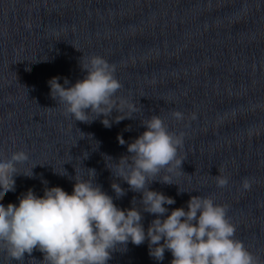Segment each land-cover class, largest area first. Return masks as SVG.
<instances>
[{
    "label": "water",
    "instance_id": "95a60500",
    "mask_svg": "<svg viewBox=\"0 0 264 264\" xmlns=\"http://www.w3.org/2000/svg\"><path fill=\"white\" fill-rule=\"evenodd\" d=\"M92 55L116 66L123 85L117 95L137 107L110 128L103 117L73 121L50 95L51 78L61 84L66 78L65 87L83 79L80 60ZM173 110L185 118L175 120ZM153 114L185 134L178 150L186 158L182 170L160 173L173 183L157 177L148 185L174 198L164 216L177 207L187 210L191 196H211L227 205L235 238L264 264V0H0V158L24 150L29 159L18 170L36 165L32 178L14 177L15 191L0 203L18 205L28 189L43 196L46 187L60 186L71 194L76 173L90 179L93 168L94 183L118 207H132L133 198L142 207V194L109 168L129 155L127 144ZM64 169L66 175L57 173ZM219 169L229 177L227 187H217ZM245 177L251 190L242 189ZM113 181L125 195L117 198ZM142 215L147 230L156 217ZM31 258L26 253L24 264H40L43 253L36 249ZM172 258L165 250L157 261L147 240L139 246L129 241L108 264H171ZM0 264H10L3 251Z\"/></svg>",
    "mask_w": 264,
    "mask_h": 264
},
{
    "label": "clouds",
    "instance_id": "9594fccd",
    "mask_svg": "<svg viewBox=\"0 0 264 264\" xmlns=\"http://www.w3.org/2000/svg\"><path fill=\"white\" fill-rule=\"evenodd\" d=\"M80 67L86 75L68 87L66 78L64 84L59 77L48 81L50 95L63 106L65 115L83 123L103 117L102 124L110 128L113 122L132 117L123 115L125 110L137 112L134 100L117 95L123 85L115 76L114 64L92 55L80 60ZM113 110L118 113L115 117ZM172 116L177 121L185 118L179 110H173ZM190 118L195 120L197 115L193 113ZM141 122L145 130L127 144L129 155L116 161L115 170L108 168L133 192L142 194V207L136 206L135 198L132 207H118L113 197L94 183L93 168L88 169L90 179L77 178L76 173L71 194L60 186L46 187L43 196L28 189L19 197L18 205L0 203V251L10 264L13 260L24 264L25 254L31 258L36 249L43 253L40 264H108L119 246H126L129 241L139 246L145 240L149 255L157 261L164 259L165 250L170 251L171 264H261L260 258L235 238L236 226L227 216V205L216 203L211 196H191L187 210L177 207L164 216L168 212L166 205L174 204V198L148 185L157 177L164 184L173 183L170 178L160 177V173L182 170L186 158L180 159L178 150L183 147L185 134L170 131L160 115L153 114ZM80 133V138H84L85 134ZM117 139L121 145L126 143L122 135ZM87 156L88 153L84 158ZM28 159L24 150L0 158V201L6 193L15 191V176H34L32 169L36 165L26 172L17 168ZM57 173L67 174L65 169ZM215 178L217 187H227L229 177L220 169ZM111 187L117 198L125 195L119 183L113 181ZM251 187L250 179L243 178L242 189L248 191ZM141 209L156 217L147 230Z\"/></svg>",
    "mask_w": 264,
    "mask_h": 264
}]
</instances>
